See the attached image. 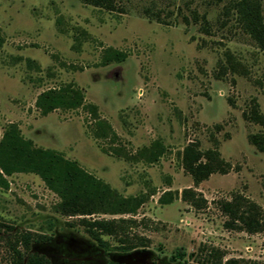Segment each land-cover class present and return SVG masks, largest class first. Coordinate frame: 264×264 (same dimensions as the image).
Returning <instances> with one entry per match:
<instances>
[{
    "label": "rangeland",
    "instance_id": "1",
    "mask_svg": "<svg viewBox=\"0 0 264 264\" xmlns=\"http://www.w3.org/2000/svg\"><path fill=\"white\" fill-rule=\"evenodd\" d=\"M237 1L0 0V139L15 129L108 198L69 215L36 172L2 174L0 264L23 231L46 264H264V126L244 115L264 118V50ZM186 146L227 170L195 183ZM120 199L130 211L110 213ZM83 217L115 233L97 241Z\"/></svg>",
    "mask_w": 264,
    "mask_h": 264
},
{
    "label": "trees",
    "instance_id": "2",
    "mask_svg": "<svg viewBox=\"0 0 264 264\" xmlns=\"http://www.w3.org/2000/svg\"><path fill=\"white\" fill-rule=\"evenodd\" d=\"M88 3L112 9V0H85ZM237 10V19L244 29L252 36L257 45L264 50V24L261 20L258 0H238L235 4ZM47 98L51 101L63 99V96L55 98L50 93ZM76 100L74 98H69ZM246 118L257 121L264 126V118L258 116L257 112L244 114ZM251 142L259 149H263L262 141L256 136L251 137ZM204 155V160H201ZM183 165L185 170L192 176L193 181H199L215 171L225 172L227 168L223 166L221 160L208 151L205 153L195 152L190 146H186L183 151ZM31 170L36 172L45 184L53 190L60 198L58 208L62 213L69 215H91L103 208L106 203L105 189L95 183L84 171H82L74 162L69 161L51 150L40 148H30L28 142L24 141L15 129L5 130L0 139V179L2 174L9 175L13 171ZM102 191V194L98 192ZM101 206V208H100ZM107 206H110V213H124L130 211L123 199L114 200ZM224 210L233 214L236 219L245 222L248 225L251 217H246L245 212L239 211L231 203L224 204ZM109 208V207H108ZM81 223L86 227L87 232L97 241H101V233L113 234L115 228L110 222L104 220H88L81 218ZM253 221L254 218H253ZM33 240L29 232H19L14 238V245L11 246L12 259L11 264H46L47 259L44 255L36 252H29L30 243ZM20 245L19 248L16 245ZM233 261V262H232ZM228 264H235L234 260H229Z\"/></svg>",
    "mask_w": 264,
    "mask_h": 264
}]
</instances>
